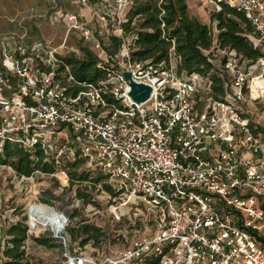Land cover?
<instances>
[{
	"label": "built area",
	"instance_id": "1",
	"mask_svg": "<svg viewBox=\"0 0 264 264\" xmlns=\"http://www.w3.org/2000/svg\"><path fill=\"white\" fill-rule=\"evenodd\" d=\"M208 1L244 15L253 28L247 38L261 53L243 61L221 49L212 30L204 54L222 95L208 74L178 75L175 58L168 65L130 63L131 40H123L115 56L122 62L107 69L105 80L79 83L82 90L72 94L69 70L58 73L53 51L25 44L26 33L0 37V151L9 142L24 150L38 145L58 165L63 156L83 158L88 169L108 176L113 196L103 192L114 203V220L129 219L137 235L119 252L91 257L70 249L69 221L51 208L48 217L28 223L61 245L62 264H264V127L244 107L247 100L264 103V0ZM66 18L106 56L76 15ZM126 70L151 87L146 101L128 97ZM3 247L0 234V262Z\"/></svg>",
	"mask_w": 264,
	"mask_h": 264
},
{
	"label": "trees",
	"instance_id": "2",
	"mask_svg": "<svg viewBox=\"0 0 264 264\" xmlns=\"http://www.w3.org/2000/svg\"><path fill=\"white\" fill-rule=\"evenodd\" d=\"M219 7V10H213L210 14L209 26L189 15L187 0H131L125 21L119 25L122 36L109 35V46H103L107 62L101 61L88 47L79 46L81 52L79 57L74 53L67 56L57 55L58 73L63 72L65 67L68 68L72 77V94L82 90L79 83L96 84L105 80L107 69L110 67L116 69L109 63L110 60L116 59L123 40L130 36L132 43L129 51L130 63L150 60L153 64L164 62L168 65L170 59L175 58L178 75L208 74L214 90L218 95H222V81L211 72L213 67L204 54L213 43L212 23L217 30L216 43L221 49L234 50L241 60L248 63L259 58L261 53L247 38V35L253 32V28L244 15L222 2L219 3ZM172 47L173 51H170ZM61 160L62 163L58 165L54 158L46 157L38 145L30 150H24L16 144L4 142L0 151V165L10 167L18 177L29 178L35 173L53 175L62 169L68 176L69 187L75 184H89L95 188L99 185L103 191L113 196V191L106 183L108 176L99 170L83 169L82 166L85 165L83 158L63 156ZM47 194L51 195V191H47ZM77 197L82 201L92 202V195L89 192L81 193L78 190ZM51 198L58 200V197L53 195ZM69 216L72 220L76 218L77 210L75 209ZM23 222L24 219L4 225L0 219V234L4 238L3 260L0 264H29L24 258L23 251L28 228ZM66 234L71 250L75 247L83 248L91 239L98 244V238L101 236L98 228L81 223L72 226L70 221ZM31 239L37 245L48 248L53 247L51 242L56 241L53 237L46 238L44 235L32 236ZM145 264L156 262L147 260Z\"/></svg>",
	"mask_w": 264,
	"mask_h": 264
},
{
	"label": "rangeland",
	"instance_id": "3",
	"mask_svg": "<svg viewBox=\"0 0 264 264\" xmlns=\"http://www.w3.org/2000/svg\"><path fill=\"white\" fill-rule=\"evenodd\" d=\"M130 3L131 0H86V3L82 0H0V37L12 33L15 35L26 33L25 44L41 42L45 50L53 51L58 56L74 53L79 57L81 55L79 46H84L98 55L100 60H105L107 57L103 53L93 50L90 43L83 40L80 29L69 28L66 17L76 15L79 22L91 31L93 37L107 47L108 36L119 35L118 21L125 19ZM187 6L192 18L211 26L210 14L216 10L214 3L208 0H187ZM214 29L215 24L212 23V30ZM124 40H131V37L126 36ZM215 58L218 60L221 55ZM173 61L174 59H170L171 63ZM121 62L115 59L109 63L117 67ZM244 107L251 121L264 127V103L247 100ZM62 139L64 138L59 139L60 143H63ZM60 162L62 163V160ZM82 168L87 167L83 165ZM68 181V178L58 173L54 175L35 173L29 178L18 177L10 167L0 165V219L4 225L24 219L23 223L27 225L28 232L23 251L24 258L29 264L63 262V250L57 241L51 242L53 247L48 248L37 245L31 239L32 236L40 235L52 237L48 231L37 233L29 225L34 221L33 215L38 205L64 212L72 226L81 223L100 229L98 244L91 239L80 249L81 253L91 257L119 252L129 246L130 240L137 236L134 228L133 236L130 232L129 219L123 218L119 222L114 220L112 216L114 203L99 185L95 188L89 184H75L69 187ZM108 181L109 179L106 183ZM78 190L81 193L89 192L92 195V202L80 200L77 197ZM47 191H51V195L58 197V200H53ZM75 209L77 216L72 220L69 215ZM135 218L133 215V223H138Z\"/></svg>",
	"mask_w": 264,
	"mask_h": 264
},
{
	"label": "water",
	"instance_id": "4",
	"mask_svg": "<svg viewBox=\"0 0 264 264\" xmlns=\"http://www.w3.org/2000/svg\"><path fill=\"white\" fill-rule=\"evenodd\" d=\"M121 75L129 87L127 95L133 102L141 103L149 98L152 91L150 86L133 81L130 71H123Z\"/></svg>",
	"mask_w": 264,
	"mask_h": 264
},
{
	"label": "bare ground",
	"instance_id": "5",
	"mask_svg": "<svg viewBox=\"0 0 264 264\" xmlns=\"http://www.w3.org/2000/svg\"><path fill=\"white\" fill-rule=\"evenodd\" d=\"M50 211H51V208H47V207H43V206L38 205L35 212H34L33 220H35V215L48 217Z\"/></svg>",
	"mask_w": 264,
	"mask_h": 264
}]
</instances>
